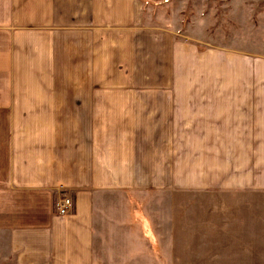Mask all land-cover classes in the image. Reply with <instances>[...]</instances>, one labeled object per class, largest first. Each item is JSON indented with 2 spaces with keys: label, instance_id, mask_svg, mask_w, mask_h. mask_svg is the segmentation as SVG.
Listing matches in <instances>:
<instances>
[{
  "label": "crops",
  "instance_id": "obj_1",
  "mask_svg": "<svg viewBox=\"0 0 264 264\" xmlns=\"http://www.w3.org/2000/svg\"><path fill=\"white\" fill-rule=\"evenodd\" d=\"M147 6L0 0V243L16 264H93L100 193L219 182L244 210L261 199L264 56L216 82L230 63Z\"/></svg>",
  "mask_w": 264,
  "mask_h": 264
},
{
  "label": "rangeland",
  "instance_id": "obj_2",
  "mask_svg": "<svg viewBox=\"0 0 264 264\" xmlns=\"http://www.w3.org/2000/svg\"><path fill=\"white\" fill-rule=\"evenodd\" d=\"M141 2L150 5L151 20H179L184 36L230 63L229 77L216 82L238 83L240 55L264 56V0ZM74 15L79 26L80 13ZM98 195L93 264H264V192L251 210L219 182L203 193ZM0 264H16L4 242Z\"/></svg>",
  "mask_w": 264,
  "mask_h": 264
},
{
  "label": "built area",
  "instance_id": "obj_3",
  "mask_svg": "<svg viewBox=\"0 0 264 264\" xmlns=\"http://www.w3.org/2000/svg\"><path fill=\"white\" fill-rule=\"evenodd\" d=\"M73 207V199L70 196L64 195L61 205L58 208V212L62 215L68 214Z\"/></svg>",
  "mask_w": 264,
  "mask_h": 264
}]
</instances>
